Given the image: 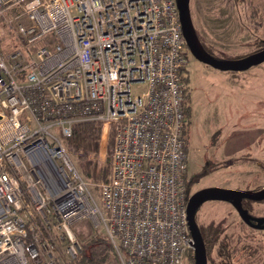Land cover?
Returning a JSON list of instances; mask_svg holds the SVG:
<instances>
[{
    "label": "built area",
    "instance_id": "obj_1",
    "mask_svg": "<svg viewBox=\"0 0 264 264\" xmlns=\"http://www.w3.org/2000/svg\"><path fill=\"white\" fill-rule=\"evenodd\" d=\"M10 11L25 17L7 22L24 50L0 52V264H80L72 227L84 217L117 264H185L188 47L176 0H0V18ZM86 121L113 131L97 197L64 145Z\"/></svg>",
    "mask_w": 264,
    "mask_h": 264
},
{
    "label": "rangeland",
    "instance_id": "obj_2",
    "mask_svg": "<svg viewBox=\"0 0 264 264\" xmlns=\"http://www.w3.org/2000/svg\"><path fill=\"white\" fill-rule=\"evenodd\" d=\"M191 19L204 47L218 59H232L264 46V0H190ZM19 11L0 18V52L7 56L24 50L23 39L7 22ZM186 74V153L188 170L185 191L221 186L256 190L264 186V61L243 71H222L197 60L188 49ZM22 55V54H21ZM22 59V58H19ZM25 60V58H24ZM144 87V84L140 85ZM132 85L133 93L140 89ZM112 127L100 124L99 148L93 174L86 175L68 139L64 145L94 195L108 177L111 165ZM206 170V171H204ZM203 171V174H202ZM253 216H264V200L248 201ZM200 228H219V238L207 252V264H264V228L251 227L227 201L203 202L196 212ZM87 256L97 243L90 219L72 227ZM91 239V241H90ZM107 247V242H104ZM103 264H115L112 256ZM185 264H193L191 258Z\"/></svg>",
    "mask_w": 264,
    "mask_h": 264
},
{
    "label": "water",
    "instance_id": "obj_3",
    "mask_svg": "<svg viewBox=\"0 0 264 264\" xmlns=\"http://www.w3.org/2000/svg\"><path fill=\"white\" fill-rule=\"evenodd\" d=\"M189 2L190 0H176L182 34L190 53L197 60L222 71H243L264 61V47L237 58L218 59L214 57L204 48L198 38L191 19ZM244 199L263 201L264 186L256 190L209 186L195 191L187 198V222L193 238L194 264H207L206 248L195 218L197 209L203 202L209 200L229 201L246 224L262 228L264 216H252L242 205Z\"/></svg>",
    "mask_w": 264,
    "mask_h": 264
},
{
    "label": "trees",
    "instance_id": "obj_4",
    "mask_svg": "<svg viewBox=\"0 0 264 264\" xmlns=\"http://www.w3.org/2000/svg\"><path fill=\"white\" fill-rule=\"evenodd\" d=\"M204 46V45H203ZM262 46L261 48H263ZM205 48V47H204ZM260 48V49H261ZM206 49V48H205ZM207 50V49H206ZM208 51V50H207ZM186 92H188L186 90ZM188 93L185 94L186 101ZM187 111V107H186ZM186 124L185 128L183 130L185 141L186 139ZM99 135H100V123L99 122H92V121H86V122H79L72 126V134L68 138V141L72 147L75 148V153L77 157L79 155H83L86 157L85 162L80 164L82 167L83 172L86 175L93 174L94 171V160L95 156L98 152L99 148ZM112 151V147L110 152ZM206 171V170H204ZM203 174V171H202ZM187 179H185V185H186ZM186 197L188 198V192L185 191ZM186 198V199H187ZM248 200L243 201V206L247 209L246 203ZM248 210V209H247ZM249 211V210H248ZM200 233L206 248V255L207 252H210L214 244L216 243L217 239L219 238V228L213 227V225H208L205 228H200ZM96 236V235H95ZM91 241V239H90ZM92 242H96L97 245L91 248V253L89 256H87L85 253H80L78 258L76 259L77 263H85V264H103L104 262L110 261V257L115 261V264H117L116 257L112 251L111 246L109 245L106 237L101 234V237L97 239H92ZM104 242L108 243V247L106 244H103ZM194 253H189L188 258H191L194 264Z\"/></svg>",
    "mask_w": 264,
    "mask_h": 264
},
{
    "label": "flooded vegetation",
    "instance_id": "obj_5",
    "mask_svg": "<svg viewBox=\"0 0 264 264\" xmlns=\"http://www.w3.org/2000/svg\"><path fill=\"white\" fill-rule=\"evenodd\" d=\"M245 200V199H244ZM244 200H242V205H243V201ZM248 201H251V200H248ZM227 202H229V201H227ZM253 202V201H252ZM256 202V201H255ZM230 204H231V202H229ZM232 205V204H231ZM233 206V205H232ZM244 207V206H243ZM235 209V208H234ZM249 212V211H248ZM250 213V212H249ZM251 214V213H250ZM252 215V214H251ZM253 216V215H252ZM264 228V223L262 224V229Z\"/></svg>",
    "mask_w": 264,
    "mask_h": 264
}]
</instances>
